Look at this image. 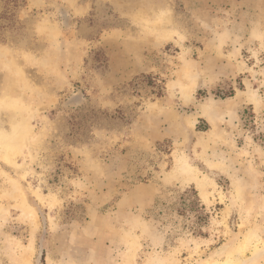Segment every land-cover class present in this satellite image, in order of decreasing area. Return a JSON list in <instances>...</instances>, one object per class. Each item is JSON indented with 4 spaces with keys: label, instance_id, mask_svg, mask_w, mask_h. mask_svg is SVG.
<instances>
[{
    "label": "rangeland",
    "instance_id": "1",
    "mask_svg": "<svg viewBox=\"0 0 264 264\" xmlns=\"http://www.w3.org/2000/svg\"><path fill=\"white\" fill-rule=\"evenodd\" d=\"M247 236L264 264V0H0V264H209Z\"/></svg>",
    "mask_w": 264,
    "mask_h": 264
},
{
    "label": "bare ground",
    "instance_id": "2",
    "mask_svg": "<svg viewBox=\"0 0 264 264\" xmlns=\"http://www.w3.org/2000/svg\"><path fill=\"white\" fill-rule=\"evenodd\" d=\"M185 63H186L185 68H184L185 73L189 77H192L193 74L195 73L193 70V67H192L193 65L187 63V61ZM194 87L195 86L193 84L191 88L194 89ZM257 106H259V102H257ZM211 108H212V106L210 107V109ZM23 137H24L23 132L20 129V126L16 127L13 131L12 136L4 142V148L6 149V153H8V154H9V152H11L10 154L17 153V144L21 138L23 139ZM175 157H176L175 163H174V166L171 170L170 175H172L173 177H176V178H178L177 176H180L179 178L183 177L185 180L196 181L197 184L201 188L204 189L206 187V184H207V178L204 177L205 174L201 176L199 173L200 172L199 169L196 166L191 165L187 161V158L185 156L176 155ZM170 175H168V176H170ZM204 196L207 197L206 191L204 192ZM259 243L260 242L253 243L251 238H249L247 236L245 239H243V242L237 248H235L234 250H231L232 252L229 253L225 258L218 259V260H212L209 264H240L241 260L246 256V253L250 249V247L251 246L257 247L259 245ZM230 247H231V245L225 244L222 247H220L219 249H217L215 252H217V255L221 256V255L225 254L230 249ZM147 263L148 264H169V259L165 258V257L152 256V257H149Z\"/></svg>",
    "mask_w": 264,
    "mask_h": 264
},
{
    "label": "trees",
    "instance_id": "3",
    "mask_svg": "<svg viewBox=\"0 0 264 264\" xmlns=\"http://www.w3.org/2000/svg\"><path fill=\"white\" fill-rule=\"evenodd\" d=\"M201 209H204L203 206H201ZM207 215V214H206Z\"/></svg>",
    "mask_w": 264,
    "mask_h": 264
}]
</instances>
